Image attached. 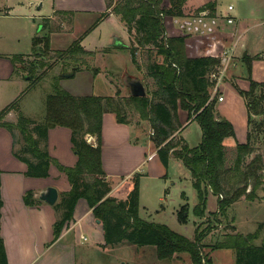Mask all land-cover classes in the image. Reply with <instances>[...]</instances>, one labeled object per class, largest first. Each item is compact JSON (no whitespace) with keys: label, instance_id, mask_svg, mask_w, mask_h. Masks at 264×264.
Here are the masks:
<instances>
[{"label":"trees","instance_id":"obj_1","mask_svg":"<svg viewBox=\"0 0 264 264\" xmlns=\"http://www.w3.org/2000/svg\"><path fill=\"white\" fill-rule=\"evenodd\" d=\"M170 1L171 4L166 6L162 0H119L116 3L108 0V7L113 6V12L121 16L129 31H136L137 46L131 49L133 60L138 48L147 45H154L158 56L162 57V60H158L148 52L147 75L156 84V89L150 95L148 92L146 96L129 95L126 98L118 97V92L116 96L74 95L56 86L46 97L43 121L37 122L21 113L17 124L0 121V126L12 132L14 139V130L20 131L24 147L20 154L16 152L15 155L26 163L25 175L47 177L51 163H55L71 183V189L62 194L59 206L64 212L54 225L53 241L59 238L64 226L73 219L77 201L85 198L93 208L95 217L103 223L106 244L127 242L137 246H155L159 259H171L176 253H188L193 264L212 262L204 252L208 245L205 242L207 231L200 230L198 226L195 238H189L166 224L140 217V174L125 183L127 195L124 199L109 195L112 186L106 180L101 158L103 116L113 112L118 122L128 123L127 106L136 108L141 118L150 122L154 131L152 140L163 165L167 168L171 156H174L189 170L198 193V203L194 206L197 216L205 214L210 193L218 197V210L213 213L216 217L225 215L228 208L242 197L249 201L258 198V190L264 185V90L261 89L264 88V81L249 78V88L239 90L248 109L249 131L247 140L236 145L232 162L228 164V150L224 141L235 136V128L229 120L217 116L216 99H210L215 82L208 77L215 71L219 60L210 54L211 42L207 35L166 36L163 16L183 14L184 0ZM108 14L101 13L98 20ZM88 31L68 48L56 50L57 56L65 55L74 62V69L79 68L77 62L80 57L92 54L81 45ZM33 49L35 56L40 58L29 67L34 73L37 68L47 67L51 36H35ZM248 65L250 71L251 64ZM10 109L19 111L16 100L5 106L2 112L0 110V115ZM179 109L187 110L189 116L195 115L202 131V140L198 145L190 146L182 138L174 139V134L182 126ZM57 126L72 130V142L78 154L73 167L54 162L49 152L40 147V143L47 140L49 130ZM87 135L95 136L97 145L90 143ZM26 153L33 159L28 158ZM128 183H131L130 187ZM24 201L27 205L40 203L32 190L25 192ZM2 207L0 182V229ZM187 213L188 204L183 205L179 212L181 221H187ZM259 236L260 230L248 234L232 233L212 244V248L234 249L237 257L235 264H264V242L262 245L253 243ZM0 264H8L1 235Z\"/></svg>","mask_w":264,"mask_h":264},{"label":"crops","instance_id":"obj_2","mask_svg":"<svg viewBox=\"0 0 264 264\" xmlns=\"http://www.w3.org/2000/svg\"><path fill=\"white\" fill-rule=\"evenodd\" d=\"M117 1L119 0H114V3ZM166 1L169 5L171 4L170 0ZM106 2V0H54L52 12L74 13L72 17L73 21L70 20V22H74L76 33H83L89 30L87 35L82 39L81 45L91 52L101 49L99 47L91 48V46L84 45L85 40H89L90 35L94 33L96 28L98 29L104 22L111 26L119 23L120 25H124L126 38L114 32L112 36L106 40V47L108 48H124L122 50H113L106 53V56L111 54L110 56L115 58H113V60L115 61V66H117L118 62L121 64L126 60V55L128 61L131 60L132 54L126 47H130L131 38L133 36L135 37L136 31L133 29L132 32H130L128 26L121 19V16L113 12V6L109 8L108 2ZM197 2L198 1L195 0H188L187 4L183 3L182 15L169 16H173V18L176 19L175 21L180 22L182 21L181 18L186 19L180 24V27L185 28V35L209 36L211 42L210 54L212 57L219 60L215 71H218V67L222 68L224 64L227 65L221 77L219 79H213V81L216 80V85L211 89V97L216 99V112L217 109L219 110L220 105L226 102V95L230 93L232 97L231 108L235 106L234 103L245 108L244 117L239 116L237 119L238 123H242L243 120L242 125H237L238 123H235L233 115L223 112L221 109L217 112V116H222L234 125L235 136L228 137L224 141L227 150L229 151L232 149L234 151L238 143H243L247 140L249 131L248 109L245 98L240 94L239 90H246L249 88V78H253L259 82L264 81V12L262 13V7L264 9V6H258V9L255 11L245 14L242 13L240 16L235 17V19L233 18L234 21L232 23H229L227 20L228 17H233L229 12L230 10L227 8L225 12H221L218 6L215 8L214 15H209L210 18L206 17L204 20H201L197 16H193V12H191L192 7H201L205 3L203 1ZM187 7L189 9H187ZM1 9L2 8H0V12ZM37 9L40 8L37 7ZM103 12H108L109 14L98 20L100 17L98 14ZM88 13L94 16L97 15L93 23L89 24ZM55 15L44 17L43 24L39 29L49 31L47 34H49L52 39L51 48L56 50L66 49L74 40H72L67 47L65 45L53 46L55 36L53 34L56 33V30L52 29L53 27L50 25L46 27L45 25L48 23H44L47 19L50 21L53 16L56 17ZM85 20H87V22ZM62 22L64 23L63 19ZM87 26L88 28L85 29ZM39 29L36 34L31 35V38L43 36ZM175 29V26H173L174 31ZM181 34L175 33L173 36L184 35ZM125 50L127 51L122 52ZM123 53H126V55ZM5 59H7V57H5ZM7 60L10 61L12 66L10 70L6 69L4 72L10 73L11 69L14 68V62H12L10 57ZM249 63L251 64L250 71L248 70ZM108 74L106 69L97 73V75L102 77L103 80L109 83L113 88V93L109 94V96H116L118 89H115L113 83L108 80ZM8 77L9 76L5 75L3 78ZM125 77L128 79L133 77L138 78L127 72V76H125V74L122 76V83H124ZM208 77L211 79V74H208ZM138 79L142 80L145 84L143 79ZM1 81L2 80H0V82ZM65 86H63L65 90L74 95H91L78 94L75 89L67 85ZM24 90L25 88H21L19 90V95H22ZM128 92L129 95H131L129 86ZM101 95L108 96L106 94ZM219 96H222L223 100H219ZM229 110L231 109L229 108ZM178 114L182 126L174 136H177L179 133L180 136L177 137L182 138L183 142L190 145L184 137V131L191 123L198 122L195 119V115L189 116L187 110L179 109ZM127 119L128 123H120L117 121L115 113H105L103 116L101 141V158L106 173L105 177L112 186L109 195L123 199L127 195V189L124 187L125 183L130 180L132 175L143 172V166L147 159H155L157 162L158 160L161 162L158 155V148L152 138L150 137L149 143L154 150L147 152L144 142L139 141V137L135 131V125L139 123L143 124L144 122H147L153 131L150 122L148 120L132 122L129 116ZM34 120L37 121V119ZM238 126H241L242 129L239 130ZM14 134L16 135V139L13 138V133L6 127L0 126V146H4L3 149L0 148V151H4L3 153L0 152V182L3 199L0 235L5 244L8 264H91L92 257L94 258L97 255V249H102V247L116 248L127 244L133 245L127 242L106 244L103 223L98 221L99 219L95 217L93 208L90 207L85 198H80L77 201L73 219L64 226L59 238L53 241L54 225L62 218L64 212L63 208L59 206L62 200V194L71 189V183L67 175L59 170L55 163H51L49 176L47 177H31L25 175L24 172L26 171L27 165L15 155L16 152L20 154V151L23 150L24 141L20 139L23 143H18V132L14 130ZM34 136L37 138L36 134H34ZM86 138L93 145H97L95 136L87 135ZM40 147L49 152L54 162H58L65 167H73L78 160V154L72 142V130L68 127L57 126L51 128L47 140L42 141ZM25 155L33 159L29 153ZM171 157L175 158L174 156ZM130 184L131 183H128L129 187L131 186ZM48 186L56 187L59 192L58 201L54 205H49L40 200V203L35 205H27L25 203V192L32 190L35 198L38 199L39 193ZM182 206L180 208H182ZM235 231L239 232L236 230V227ZM139 247L142 249H140V256L136 262L137 264H144L142 262L143 249L151 246ZM180 255V253H176L173 258L168 260H173ZM156 259L161 260L157 257Z\"/></svg>","mask_w":264,"mask_h":264},{"label":"rangeland","instance_id":"obj_3","mask_svg":"<svg viewBox=\"0 0 264 264\" xmlns=\"http://www.w3.org/2000/svg\"><path fill=\"white\" fill-rule=\"evenodd\" d=\"M106 1L108 2V0ZM187 1L188 0H184V4H187ZM195 1H198L197 3H199V1L205 2L201 7H192L191 9L193 16H197L201 20L209 17V15H214L217 6L221 12H225L228 5L231 4L234 10L229 12L234 19L242 13L245 14L255 11L258 9V6H264V0ZM162 2L163 5H169L166 0H162ZM40 4L41 8L37 9ZM53 4L54 0H0V8H2L0 12V80H2L0 82V110L2 112L5 106L15 100L19 104V111L10 109L6 113H2L0 115V121H9L17 124L18 115L20 113L33 120L37 119V122L43 121L46 113V97L53 92L56 86L65 89L63 86L67 85L75 89L78 94H112L113 88L110 84L97 75V73L102 72L104 69L109 73L108 80L113 83L115 89H118V97L126 98L129 96L127 84L125 82L122 83V76L123 74L127 76V72L144 80L149 95L156 89L154 80L147 75V65L149 62L148 52H151L152 57L162 60V57L158 56L157 49L154 45L137 47L138 50L134 60L132 57L131 60L128 61L126 53H123L126 55V60L121 64L118 62L117 66H115L114 57H111V54L106 56V53L113 50L124 49L106 47V40L109 39L114 32L126 38L124 25H120V23L111 26L104 22L105 24L103 23L98 29L96 28L94 33L90 35L89 40H85L84 45L91 46V48L99 47L101 49L92 51L90 55L80 57L77 62L79 65L78 69H74V62L65 55L63 56L64 58L57 56L56 49L51 48L47 57V67L45 66L44 69L41 68V70L37 68L34 73L31 72L29 67L32 66L34 61L37 62L40 60V58L35 56L33 38H31V35L38 32V29L43 24L44 17L55 15L56 13V17L53 16L50 21L47 19L44 22L48 23L45 25L46 27L50 25L53 27L52 29L56 30V33L53 34L55 35L53 43L55 47L64 45L67 47L72 40L85 34L84 32H75L74 22H70V20L73 21V12H52ZM204 6H206V8L203 9ZM187 9L189 8L187 7ZM263 12L264 9L262 7V13ZM188 15L192 16L190 14ZM96 16L97 15L94 16L88 13L89 24L96 20ZM163 20L167 37H171L175 33H182L181 35L185 33V28L180 27V24L186 19L181 18L182 21L180 22L175 21L176 19H174L173 16L164 15ZM85 21L87 22V20ZM173 26L176 28L175 31L173 30ZM87 28L88 26L85 29ZM40 31L43 35L49 32L45 30ZM135 45H137V43L133 36L129 45L130 47H126V49L131 52V49L136 47ZM126 51L127 50L122 52ZM5 57H7V59L10 57L12 62H14V68L11 69L10 73L4 72L6 69L10 70L12 66L10 61L5 59ZM214 69L216 70L217 68L215 67ZM71 71H74V73L67 76L66 74ZM5 75L9 77L3 78ZM213 79L211 78L210 80L212 81ZM213 82H216V80ZM21 88H25V90L22 95H19V90ZM261 89L264 90V88ZM226 98V102L220 105L219 110L221 109L223 112L233 115V120L235 123H238L237 119L239 116L244 117L245 108L235 103V106L231 108V93L227 94ZM229 108L231 110H229ZM219 110L217 109V112ZM126 111L130 121H145L141 118L136 108L127 106ZM242 123L239 122L237 125H242ZM238 129L241 130V126H238ZM15 130L18 132L19 136L18 143H23V141L20 140L22 138L19 130ZM135 131L139 137V141L144 142L147 152L154 150L149 143L150 137L152 138L153 135L151 134L152 130L149 124L144 122L143 124L139 123L135 125ZM177 136H180L179 133ZM177 136H175V140L179 139ZM184 137L191 146L200 143L202 131L199 124L196 122L191 123L184 131ZM3 147V145L0 146L1 149H3ZM0 152L3 153L4 151ZM233 155L234 151L232 149L227 151L228 164L232 162ZM143 169V172L134 174L141 175L139 194L140 217L147 221L166 224L172 230L189 238H195V230L198 226L200 230L207 231L205 242L208 245L204 248V252L207 256L211 257L212 262L210 264H235L237 257L234 249L212 248V244L223 240L226 235L235 233V227L237 231L244 234L260 230V236L254 239L253 243L255 245L263 244L264 185L258 190V198L254 201H249L245 197H242L228 208L225 215L218 217L213 214L218 210V197L210 193L207 198L205 214L203 216H197L194 213V206L198 203V193L193 186V179L190 172L180 160L176 157H171L169 166L166 168L159 160L157 162L155 159H147ZM134 175L130 177V180ZM186 204H188V217L187 221L183 222L179 218V212L181 210L180 207ZM207 228L210 229L208 230ZM140 249L142 248L139 246L128 244L116 248L102 247V249H97V255L94 258L92 257L91 264H137L136 260L140 256ZM180 254V256L173 260H157L156 247H145L143 249L142 262L144 264H193L188 253Z\"/></svg>","mask_w":264,"mask_h":264},{"label":"water","instance_id":"obj_4","mask_svg":"<svg viewBox=\"0 0 264 264\" xmlns=\"http://www.w3.org/2000/svg\"><path fill=\"white\" fill-rule=\"evenodd\" d=\"M38 8H41V4L38 6ZM74 71H71L70 73H67L66 75H72ZM127 86L130 88V94L133 96H146L147 90L145 84L142 82V80L133 77L131 79H128L125 77L124 81ZM59 198V192L56 187L54 186H48L45 188V190L41 191L38 195V200L43 201L49 205H54ZM100 221V220H98Z\"/></svg>","mask_w":264,"mask_h":264},{"label":"built area","instance_id":"obj_5","mask_svg":"<svg viewBox=\"0 0 264 264\" xmlns=\"http://www.w3.org/2000/svg\"><path fill=\"white\" fill-rule=\"evenodd\" d=\"M228 9L231 11V10H233L234 9V7L232 6V5H229L228 6ZM228 22L229 23H232L233 21H234V19H233V17H228ZM226 64H224L223 66H222V68H219L218 67V71H213L212 73H211V78L213 79H219L220 77H221V75L224 73V71H225V69H226ZM213 97H211V99H212ZM219 100H223V97L222 96H219V98H218ZM152 134H154V131H152L151 132Z\"/></svg>","mask_w":264,"mask_h":264}]
</instances>
